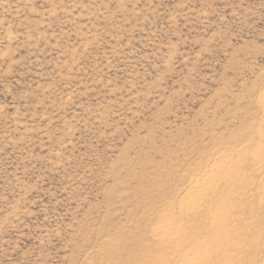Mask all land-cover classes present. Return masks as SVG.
I'll return each mask as SVG.
<instances>
[{"label": "rangeland", "instance_id": "rangeland-1", "mask_svg": "<svg viewBox=\"0 0 264 264\" xmlns=\"http://www.w3.org/2000/svg\"><path fill=\"white\" fill-rule=\"evenodd\" d=\"M263 93L264 0H0V264L178 252L156 218L263 130Z\"/></svg>", "mask_w": 264, "mask_h": 264}, {"label": "bare ground", "instance_id": "bare-ground-1", "mask_svg": "<svg viewBox=\"0 0 264 264\" xmlns=\"http://www.w3.org/2000/svg\"><path fill=\"white\" fill-rule=\"evenodd\" d=\"M259 100L261 113L264 117V93ZM251 134L249 142L240 147L236 154L224 156L223 158L219 156V162L208 165L203 175H196L188 183V187L184 186L180 190L179 198L182 194L183 196L180 200H176L172 206L169 204L172 208L168 206L160 211L158 219L156 218L157 225L152 226L153 228L150 227L151 244L152 242L155 245L158 244L162 249L167 246L165 248L167 250L170 246L175 245L180 251L177 249L178 252L173 251L174 253L171 252L172 254L168 256L164 254L165 257H153L157 247L155 249L151 247L152 251L148 248L150 253L152 252L151 255H153L151 263L146 259L148 264H242L243 259L245 260L248 257L249 252L254 247L248 245L244 248L247 239H249L248 242L251 239H254L255 242V239L260 240L259 253L261 261L259 264H264V237L255 233V236L258 237L253 238L250 237V230L244 231L243 229V232L238 230V224L244 220L242 217L248 216L244 217L246 204L253 203L257 212H260L261 209L263 211L264 208V127L263 130ZM255 141L257 145H252ZM244 157L250 159L249 165L254 173L252 177L236 170V166L243 163ZM230 163H234L235 167L229 166ZM255 182L257 189L254 190ZM248 185H252L250 188H253L254 192H249V187L248 191H245ZM260 214H258L259 218ZM197 218L198 220L200 218V221H197ZM246 220L249 221L248 218ZM245 223L247 222L243 221L244 226ZM249 224L250 221L246 226L251 225ZM244 226L242 228H245ZM246 232H249L250 236ZM260 234H263V231ZM189 238L195 241L189 242ZM180 240H187L189 244H184L185 246L181 248L179 247ZM151 244L150 246H152ZM148 253L146 252V256ZM150 253L149 256L151 257ZM250 257V259H253V255ZM251 262L254 263L252 260Z\"/></svg>", "mask_w": 264, "mask_h": 264}]
</instances>
